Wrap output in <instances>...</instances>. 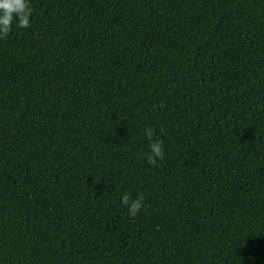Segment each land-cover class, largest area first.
<instances>
[{
	"label": "trees",
	"instance_id": "16d2710c",
	"mask_svg": "<svg viewBox=\"0 0 264 264\" xmlns=\"http://www.w3.org/2000/svg\"><path fill=\"white\" fill-rule=\"evenodd\" d=\"M29 2L0 40V264H264V0Z\"/></svg>",
	"mask_w": 264,
	"mask_h": 264
},
{
	"label": "clouds",
	"instance_id": "9594fccd",
	"mask_svg": "<svg viewBox=\"0 0 264 264\" xmlns=\"http://www.w3.org/2000/svg\"><path fill=\"white\" fill-rule=\"evenodd\" d=\"M32 7L29 0H0V40L6 39L12 29V21L17 20V26L27 28L30 26V16ZM160 132L163 133L164 129L161 128ZM154 129L146 127L143 135L150 141L147 153L138 154V158L144 159L146 163L155 165L157 158L164 159L163 141L160 139H153ZM143 196L139 195L136 199H132L128 193H123L120 202L128 208V214L135 218L137 213L142 207Z\"/></svg>",
	"mask_w": 264,
	"mask_h": 264
}]
</instances>
